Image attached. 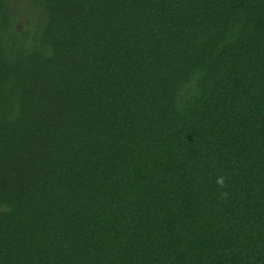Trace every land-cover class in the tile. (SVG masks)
Segmentation results:
<instances>
[{
  "label": "trees",
  "instance_id": "obj_1",
  "mask_svg": "<svg viewBox=\"0 0 264 264\" xmlns=\"http://www.w3.org/2000/svg\"><path fill=\"white\" fill-rule=\"evenodd\" d=\"M0 264H264V0H0Z\"/></svg>",
  "mask_w": 264,
  "mask_h": 264
}]
</instances>
